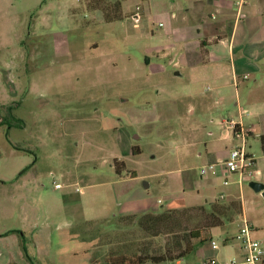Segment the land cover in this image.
I'll use <instances>...</instances> for the list:
<instances>
[{
  "label": "rangeland",
  "instance_id": "374dc122",
  "mask_svg": "<svg viewBox=\"0 0 264 264\" xmlns=\"http://www.w3.org/2000/svg\"><path fill=\"white\" fill-rule=\"evenodd\" d=\"M95 1L0 0V264L7 256L8 264H107L144 249L158 255L168 230L199 231L187 257L201 247L229 260L244 220L264 233V197L248 182L240 189L237 174H212L200 157L209 142L225 143L227 115L216 112L210 79L175 77L170 58L180 48L193 58L189 38L202 24L183 12L187 0H126V16L114 21ZM253 126L249 152L260 174L251 180L262 183L264 115ZM230 201L243 215L209 229L206 213ZM145 212L170 216L147 233L123 219ZM209 231L219 251L203 237Z\"/></svg>",
  "mask_w": 264,
  "mask_h": 264
},
{
  "label": "crops",
  "instance_id": "0c3cea01",
  "mask_svg": "<svg viewBox=\"0 0 264 264\" xmlns=\"http://www.w3.org/2000/svg\"><path fill=\"white\" fill-rule=\"evenodd\" d=\"M187 1V7L183 12L187 15H196L202 25L195 28L196 34L189 38L190 46H196L194 49L192 48L194 50L193 58H188V52L184 48H180L177 53L175 48H171L172 52H175L174 56L170 58V62L176 70L174 76H180L182 72L187 71L190 73V78L195 80L196 75H206L205 77H208L213 85L212 90L215 93L213 100L217 105L216 112L226 114L227 118L225 119L238 118L240 109L247 111L248 114L245 115L246 117H242L241 123L248 130L247 148L248 154L253 159L251 171L255 179V174L259 176L260 172L255 169V158L249 152L251 148L249 140L258 133L257 128L253 126V119L264 115V0H245L244 7L240 11L232 5L235 0ZM141 12L138 14L133 12L130 17L138 20L141 17ZM177 14L173 11L171 18H175ZM207 16L211 17L210 21L204 19L202 22L201 18ZM201 28L203 35L200 33ZM211 40H216L218 45L215 48L207 49L206 45ZM166 57H169V52ZM198 68H202L201 71H198ZM239 88L243 95L237 92ZM188 111L190 114L194 113V109L191 107H188ZM224 122L223 120L219 123L222 130V137L219 141L225 142L223 146L215 144V141L209 142V147L205 149L204 155L200 154V157L206 156L209 165L222 164L228 158L229 151L238 144V140L224 125ZM260 150L262 153L260 157H264V143L262 142ZM217 175L226 176L223 170H220ZM230 175L236 176V174ZM243 182H248L251 186H264V182H254L247 177L239 182L240 189ZM146 213L148 212L144 214ZM252 228L254 239H264V233L260 232L261 229L254 228V226ZM104 232L102 231V236L106 234ZM20 243L17 240L18 246ZM15 246L17 248V245ZM2 249L0 255L3 256L6 254V249L4 247ZM234 253L233 257H242L243 255L239 246L235 248ZM211 258L213 257L205 256L204 251L199 247L191 256L174 264H201ZM10 259L7 256L5 262L8 264ZM217 261L220 262V260Z\"/></svg>",
  "mask_w": 264,
  "mask_h": 264
},
{
  "label": "trees",
  "instance_id": "16d2710c",
  "mask_svg": "<svg viewBox=\"0 0 264 264\" xmlns=\"http://www.w3.org/2000/svg\"><path fill=\"white\" fill-rule=\"evenodd\" d=\"M124 1L125 0H96L94 6L103 10L104 17L107 21H114L123 19L126 16L123 13L122 8ZM261 142L264 143V136L261 137ZM132 153L135 154L133 149ZM200 211L204 212L205 210L203 207H200ZM242 212V205L238 201H230L215 205L208 213H206L208 221L212 223L209 226V229H211V227L223 226L226 222H233L236 217L242 215ZM169 216L168 212H162L159 213V215L148 213L139 217L131 215L124 217L123 219H128L131 223H137L139 227L147 233V228L150 229V223L155 220H162ZM161 234L162 233H160V235ZM200 237L198 230L189 231L187 233H176L174 230H168L161 235L160 254L154 255L144 249L139 255L134 254L135 256L129 257L120 255L117 259L111 260L107 264H145L147 260L158 264L167 261L178 262L190 255L196 249V245L192 243V240L201 239ZM203 237L207 241H210L212 239L211 232L209 231ZM151 238H156V235L151 234ZM21 247L26 258L32 263L33 261L28 256L24 244H22Z\"/></svg>",
  "mask_w": 264,
  "mask_h": 264
},
{
  "label": "built area",
  "instance_id": "2783aa9c",
  "mask_svg": "<svg viewBox=\"0 0 264 264\" xmlns=\"http://www.w3.org/2000/svg\"><path fill=\"white\" fill-rule=\"evenodd\" d=\"M245 4V0H235L232 5L240 11ZM135 13H139V7H136ZM247 111L240 109L238 119H231L224 122L230 132L238 140L230 151L228 158L222 164H211L208 169L212 174H218L223 170L225 175L237 174L239 182H242L247 177L253 178L254 174L251 171L253 159L248 154L247 138L248 130L241 123L243 116L247 115ZM55 188H61L59 183L55 184ZM224 196H220L222 199ZM253 228L248 221L244 220L239 226L235 240L239 243L242 251V257H232L224 262H218L217 259L211 258L203 261L201 264H264V239L257 240L252 237ZM211 246L215 251H219V245L216 240L211 239Z\"/></svg>",
  "mask_w": 264,
  "mask_h": 264
},
{
  "label": "water",
  "instance_id": "95a60500",
  "mask_svg": "<svg viewBox=\"0 0 264 264\" xmlns=\"http://www.w3.org/2000/svg\"><path fill=\"white\" fill-rule=\"evenodd\" d=\"M138 138L137 135L133 136V139L136 140ZM147 187V185H145ZM255 191L260 192L262 197H264V186H259V185H252L251 186Z\"/></svg>",
  "mask_w": 264,
  "mask_h": 264
}]
</instances>
